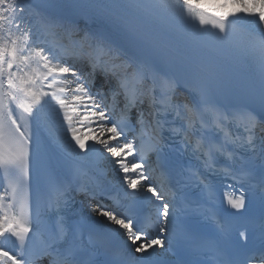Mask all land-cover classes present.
Instances as JSON below:
<instances>
[{
    "label": "snow or ice",
    "instance_id": "obj_1",
    "mask_svg": "<svg viewBox=\"0 0 264 264\" xmlns=\"http://www.w3.org/2000/svg\"><path fill=\"white\" fill-rule=\"evenodd\" d=\"M50 7L0 0V264H157L177 246L190 257L184 264H264V244L250 250L247 231L228 239L212 183L231 181L226 200L236 213L257 191L264 203V0H74L67 7L102 22L92 30ZM183 21L197 30L184 31ZM224 63L258 73L232 107L216 100ZM41 129L72 167L63 179L48 176L36 199ZM165 131L197 162L178 181L191 194L153 166ZM100 165L120 176L119 190L102 182ZM74 193L93 202L106 231L70 218ZM196 216L215 231L187 227ZM113 234L125 253H101Z\"/></svg>",
    "mask_w": 264,
    "mask_h": 264
},
{
    "label": "bare ground",
    "instance_id": "obj_2",
    "mask_svg": "<svg viewBox=\"0 0 264 264\" xmlns=\"http://www.w3.org/2000/svg\"><path fill=\"white\" fill-rule=\"evenodd\" d=\"M32 2H33V4H39V3H37L36 1H34V0H32ZM200 2L201 3H204V4H207V5H210V6H215L216 4H218V3H220V2H222V0H200ZM47 11V13L48 14H50V15H59L58 13H55L54 11H52V10H50V9H47L46 10ZM76 23H77V26L80 28V29H82V30H88V29H86V26H85V24L84 23H78L77 21H76ZM41 131L44 133V135H45V138L47 139V141H48V143L50 144V145H52L53 146V148L59 153V154H61L62 156H64L66 159H68V160H71V158L68 156V155H66L54 142H53V140H52V137L50 136V134L48 133V131L46 130V129H41ZM72 161V160H71ZM108 166H110V165H108ZM111 167V166H110ZM114 170V169H113ZM114 179L116 180V181H119L120 182V176L119 175H117V173L115 172V170H114Z\"/></svg>",
    "mask_w": 264,
    "mask_h": 264
}]
</instances>
